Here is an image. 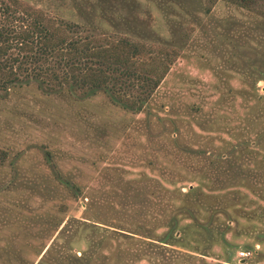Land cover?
Listing matches in <instances>:
<instances>
[{"label":"rangeland","instance_id":"rangeland-1","mask_svg":"<svg viewBox=\"0 0 264 264\" xmlns=\"http://www.w3.org/2000/svg\"><path fill=\"white\" fill-rule=\"evenodd\" d=\"M20 1L178 55L140 111L0 91V264H264V4Z\"/></svg>","mask_w":264,"mask_h":264},{"label":"trees","instance_id":"trees-1","mask_svg":"<svg viewBox=\"0 0 264 264\" xmlns=\"http://www.w3.org/2000/svg\"><path fill=\"white\" fill-rule=\"evenodd\" d=\"M207 1L209 12L219 0ZM224 1L245 8L259 0ZM74 28L20 0H0V91L23 83L22 77L49 89L66 87L70 93L81 91L87 96L104 91L123 109L140 111L178 55L125 37H81ZM119 81L132 88L134 95L119 88L115 92Z\"/></svg>","mask_w":264,"mask_h":264},{"label":"built area","instance_id":"built-area-1","mask_svg":"<svg viewBox=\"0 0 264 264\" xmlns=\"http://www.w3.org/2000/svg\"><path fill=\"white\" fill-rule=\"evenodd\" d=\"M250 255V252H239L238 253V257L240 258V259H244V258H247L248 256Z\"/></svg>","mask_w":264,"mask_h":264},{"label":"water","instance_id":"water-1","mask_svg":"<svg viewBox=\"0 0 264 264\" xmlns=\"http://www.w3.org/2000/svg\"><path fill=\"white\" fill-rule=\"evenodd\" d=\"M241 262V261H240Z\"/></svg>","mask_w":264,"mask_h":264}]
</instances>
